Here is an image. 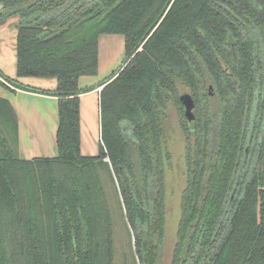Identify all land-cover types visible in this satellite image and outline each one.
I'll return each mask as SVG.
<instances>
[{"label":"trees","instance_id":"16d2710c","mask_svg":"<svg viewBox=\"0 0 264 264\" xmlns=\"http://www.w3.org/2000/svg\"><path fill=\"white\" fill-rule=\"evenodd\" d=\"M18 15V77L58 97V155L23 158L15 108L0 97V264H114L100 167L117 180L141 264H163L170 107L186 133L187 183L172 264H264V0H0ZM125 36L98 86L97 155L81 151L82 76L99 39ZM4 80H2V79ZM215 88L217 104L209 85ZM194 96V129L181 102ZM215 120L218 121L217 126ZM194 137V139H193Z\"/></svg>","mask_w":264,"mask_h":264},{"label":"crops","instance_id":"0c3cea01","mask_svg":"<svg viewBox=\"0 0 264 264\" xmlns=\"http://www.w3.org/2000/svg\"><path fill=\"white\" fill-rule=\"evenodd\" d=\"M3 5L0 3V10ZM18 15L5 20L0 18V70L8 77L26 85L44 90H55L57 78L18 77L17 39L19 32ZM126 54L125 36L103 34L99 39V68L97 75L82 76L81 87H95L113 72V62L121 63ZM114 58V59H111ZM123 58V59H122ZM2 79V78H1ZM4 80V79H2ZM10 88L0 82V97L7 99L16 110L19 125V154L23 158L55 157L58 155L57 132L59 128L58 97L34 91L19 89L10 83ZM103 86L80 95L81 151L84 155L99 153L101 131L99 127V102ZM98 112V114H97ZM100 131V140L95 127Z\"/></svg>","mask_w":264,"mask_h":264},{"label":"rangeland","instance_id":"374dc122","mask_svg":"<svg viewBox=\"0 0 264 264\" xmlns=\"http://www.w3.org/2000/svg\"><path fill=\"white\" fill-rule=\"evenodd\" d=\"M116 58H118V56ZM111 59L114 58L111 57ZM115 59L112 60L114 67L113 71L118 70L123 63V61L119 63V60ZM112 73L113 72H111L108 76H110ZM185 91L189 92L188 89ZM213 102L215 103L214 100ZM169 109V119L167 120L166 125L168 144L170 151L172 152V159L170 165L166 169L167 215L163 264H172L173 255L177 244L179 223L182 216V193L187 183L188 170V162L186 159L187 136L181 125V116L177 113L173 106H171ZM99 116V127L101 131V102H99ZM95 131V133L98 135L99 141L100 131L98 134V126L95 127ZM99 170L104 188L106 190L112 215L114 264H141L136 251L135 232L128 221L124 208L123 197L121 195L117 180L116 178H113V174L106 167H100Z\"/></svg>","mask_w":264,"mask_h":264},{"label":"water","instance_id":"95a60500","mask_svg":"<svg viewBox=\"0 0 264 264\" xmlns=\"http://www.w3.org/2000/svg\"><path fill=\"white\" fill-rule=\"evenodd\" d=\"M181 101L183 103L185 114L190 123H192L196 116V105L194 99L191 95L184 94L181 96Z\"/></svg>","mask_w":264,"mask_h":264},{"label":"flooded vegetation","instance_id":"af4514ba","mask_svg":"<svg viewBox=\"0 0 264 264\" xmlns=\"http://www.w3.org/2000/svg\"><path fill=\"white\" fill-rule=\"evenodd\" d=\"M209 93H210V95H211V100H212V102H213V100L215 101V103L214 104H217V102H218V97H217V95L215 94V88L213 87V85L212 84H210L209 85ZM184 94H188V95H191L192 97H193V99H194V96L190 93V92H184L182 95H184ZM182 102V101H181ZM194 102H195V99H194ZM182 105H183V103H182ZM195 105H196V102H195ZM196 113H197V105H196ZM190 122V121H189ZM217 123H218V121L217 120H215V125L217 126ZM190 129H194V125H193V122L191 123V125H190Z\"/></svg>","mask_w":264,"mask_h":264}]
</instances>
